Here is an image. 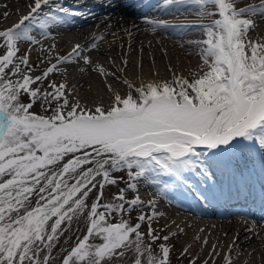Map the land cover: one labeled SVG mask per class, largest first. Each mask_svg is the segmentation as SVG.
Instances as JSON below:
<instances>
[{
  "label": "snow or ice",
  "instance_id": "obj_1",
  "mask_svg": "<svg viewBox=\"0 0 264 264\" xmlns=\"http://www.w3.org/2000/svg\"><path fill=\"white\" fill-rule=\"evenodd\" d=\"M127 6L138 8L152 31L195 45L200 71L138 87L124 80V95L107 85L111 104L89 106L74 86L51 76L66 72L62 65L83 63L119 79L92 60L97 39L63 56H53L55 44H43L83 12L64 0H30L27 14L0 29V264H172L171 241L185 229L176 220L154 226L166 215L160 201L211 205L224 196L225 182L229 197L246 192L245 199L264 201V42L249 37L255 17L264 18V0H128ZM153 11L218 18L173 24L146 14ZM196 27L205 38L183 41ZM37 46L45 56L31 63ZM142 189L155 195L144 200ZM81 221L83 235L70 249L61 247L57 262L61 238ZM237 239L224 264H233ZM213 252L202 264H214L216 245Z\"/></svg>",
  "mask_w": 264,
  "mask_h": 264
},
{
  "label": "bare ground",
  "instance_id": "obj_2",
  "mask_svg": "<svg viewBox=\"0 0 264 264\" xmlns=\"http://www.w3.org/2000/svg\"><path fill=\"white\" fill-rule=\"evenodd\" d=\"M242 1L251 3L253 0ZM29 2L30 0H0V29L13 25L14 19L19 20L22 15L27 14ZM64 3L71 9L83 12L84 15L76 16L69 26L58 29L54 34L55 39L50 37L43 40L45 48L55 44L56 51L53 52V56L57 54L63 56L75 44L90 45L97 39L98 50H90L89 53L92 60L105 68L107 73H115L119 78L101 74L83 63L60 66L66 67L67 71L54 73L51 79L58 84L67 82L69 90L74 86L82 98V104L89 106H94L93 102L104 106L111 104L112 92L107 85H111L113 91H119L124 95L129 91L124 80L138 87L141 82L147 84L153 81H171L173 73L191 79V74L199 72L202 67L195 60H185L190 56L201 58L197 51L188 49L187 44L181 46V38L159 30L152 31L144 16L138 14L139 9L127 6L128 0H119V6L113 4L112 0H64ZM5 11L9 13L8 17L3 16ZM146 14L150 18L188 25L186 22L175 23L169 15L155 11ZM255 19L256 27L249 31V36L253 40L264 42V18ZM199 29V27L191 29L182 40H203L205 36L197 32ZM101 36L102 41L98 39ZM182 48L186 50L182 52ZM44 56L37 46L31 52L30 62L38 63V57ZM41 67H47V60ZM224 189V196L211 205L197 206L193 202L189 206L187 203L181 205L174 201H160L162 203L160 211L166 215L154 226L160 227L176 220L185 229L184 234L171 241L176 245L171 254L173 264H188L191 256H198L196 264H202L209 258L210 253L215 257L213 245H216L217 251L220 252L214 264H224V256L229 252V246L236 237L238 239L232 258L242 260L237 264H264V201L251 197L245 199L246 192L239 197L235 195L229 197L227 182ZM172 230L176 231L174 225ZM196 237H199L198 241ZM205 239L207 244H204ZM187 245H192L189 256L179 258L181 250ZM209 264H213V260H209Z\"/></svg>",
  "mask_w": 264,
  "mask_h": 264
},
{
  "label": "rangeland",
  "instance_id": "obj_3",
  "mask_svg": "<svg viewBox=\"0 0 264 264\" xmlns=\"http://www.w3.org/2000/svg\"><path fill=\"white\" fill-rule=\"evenodd\" d=\"M241 2L245 3L242 0H241ZM252 2H254V0ZM74 5L76 6V4H74ZM169 17L175 23H177V22H186V23H188V25L195 24V23H198L199 25L211 24V23H213V21L215 19L218 18L216 16H198V15H196L194 13H187V14H184V15H169ZM16 22H18V19H14L13 23H16ZM197 32L202 33V35L205 36V33H204V31L201 28ZM197 32H195V34ZM187 48L195 50V51L198 52V49H197V47L195 45H188ZM185 50H186L185 48L181 49L182 52L185 51ZM185 60H195V61H197L198 63H200L203 66L202 58H194V57L190 56V57L186 58ZM36 111L40 112V113L43 112V110L40 109L39 107L36 108ZM121 186H123V185H121ZM140 195H141L142 199L148 200L149 199L148 197L149 196L153 197L155 195V193L151 189H142L141 192H140ZM144 196H147V197H144ZM93 199H94V197H93ZM89 202H91V201H89ZM161 204L162 203H160V202L158 203V209L159 210H160ZM172 207H174V206H172ZM145 210L147 211V209H145ZM136 215H137V213H135V212L132 213V221L133 222H135V216ZM77 229H79L78 232H77ZM84 231H85V224L83 223V221H81L79 223H77V222L73 223L72 230L67 232V233H65L64 237L61 238L60 244L57 245L56 249L54 250L55 259L57 260V262H59L61 256L64 254L61 251V247H63L64 249H70V247L72 246V243L76 239V236L77 235L82 236ZM67 237H71V239L67 240V242H66V238ZM240 261H242V260H238V258L237 259H233V264H237ZM172 264H173V262H172Z\"/></svg>",
  "mask_w": 264,
  "mask_h": 264
}]
</instances>
